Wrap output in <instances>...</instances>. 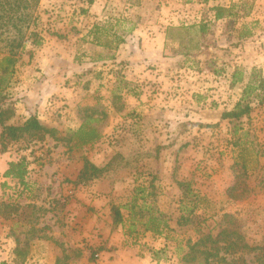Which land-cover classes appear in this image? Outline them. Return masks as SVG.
I'll list each match as a JSON object with an SVG mask.
<instances>
[{"label": "rangeland", "instance_id": "1", "mask_svg": "<svg viewBox=\"0 0 264 264\" xmlns=\"http://www.w3.org/2000/svg\"><path fill=\"white\" fill-rule=\"evenodd\" d=\"M80 1L40 0L37 23L44 42L34 46L31 39L28 40L12 72L0 70V95L14 108L9 123H21L33 110L50 112V119L54 117L51 121L61 125L56 134L59 137H68L85 115L95 110L93 116L98 119L96 126L101 137L82 148L49 138L27 147L16 142L4 153L0 152V165L2 155L6 159L28 156L35 166L32 171L38 174L36 179L48 176V180L35 182L22 196H16L14 189L3 188L0 181V202L11 196L9 200L19 205L18 211L3 222L8 235L29 238L28 249L33 247L30 241L35 236L49 237L56 250L63 254L64 248L72 257L70 263L79 262L81 259L75 257L79 248L55 242L53 234L58 235L61 230L62 224L57 223L65 224L76 216L83 219L90 216L93 198L101 199L105 195L93 192L89 185L72 183L82 157L104 165L118 152L117 162L103 175L106 187L111 189L106 193L110 196L105 202L109 206L129 204L134 187H146L152 182L155 195L146 197L145 203L138 201L143 203L142 207L154 206L167 216L169 227L164 228L162 234L145 232L160 238L157 250L163 251L156 260L160 264H182L180 255L185 250V240L195 239L196 229L215 232L216 223L225 212L233 214L229 226L246 242L264 243V189L257 185V178L264 176V104L251 102L252 110L243 118L235 136L230 133L228 120L220 118L235 105L252 69L264 76V0H218L227 6L234 4L232 17L211 24L204 34H195L193 29L183 34L175 32V38L180 37L189 45L188 52L186 48L181 49L187 52L178 61H184L182 71L178 69L175 73L179 93L174 98L164 96L154 100L144 97L142 72L134 80L127 79L132 76L129 66L115 52L133 22L123 13V6L110 3L112 8L108 7L100 19H94L81 12ZM82 1V5H86L87 0ZM179 3V9L191 14H206L209 8L201 7L200 0ZM117 7L120 11L115 13ZM245 24L251 28L252 35L238 39L237 30ZM94 26H98V33L92 30L89 40L97 37L98 45L110 44L111 48L99 49L95 44L91 50L85 47L89 41L82 36ZM45 47L47 50H43ZM3 55L0 50V61ZM235 69L242 72L243 81L230 86L228 75ZM120 78L129 82L130 90L123 88ZM201 78L205 84L198 83ZM114 92L121 95L118 111L111 102ZM165 107L176 111L174 130L165 122L164 115L158 116L157 108ZM101 112H105V116ZM159 119L162 123L158 125ZM124 162H128V167L121 166ZM235 162L246 166L244 182L236 191L245 189L246 195L237 200L231 199L227 191L235 182L232 169ZM179 182H185L184 186H179ZM186 187L193 196L186 194ZM181 204L194 205L195 209L188 220L179 225L176 219L181 214ZM128 208L121 210L126 213ZM144 213L147 214L145 210ZM137 218L146 220L139 215ZM31 224L37 229L33 238L28 230ZM130 224L129 219L123 227L126 240L135 246L142 245L144 235L129 238L125 234ZM72 236L77 234L73 232ZM150 248L153 247H141L148 252ZM256 254L257 251H242L226 258L232 260L229 264H239L234 259L239 255L245 259L242 264H264V258L259 261ZM0 264H15V261L0 256Z\"/></svg>", "mask_w": 264, "mask_h": 264}, {"label": "trees", "instance_id": "2", "mask_svg": "<svg viewBox=\"0 0 264 264\" xmlns=\"http://www.w3.org/2000/svg\"><path fill=\"white\" fill-rule=\"evenodd\" d=\"M210 1L215 2V4H212V6L208 8L209 11L213 12L215 20L232 17L234 15L232 12L234 4L227 6L226 4L219 3L218 0H202L205 4ZM39 2L40 0H0V50L4 53L0 61V70L2 72H12L13 67L18 61V55L25 49L28 40L31 39V44L34 46H39L42 43L43 37L40 31H38L37 23ZM93 31L97 34L98 26H94ZM206 31L207 25L201 24L199 32L204 34ZM237 33L238 39H245L252 35L251 28L246 24L241 26L237 30ZM91 41L99 44L97 37L93 36ZM242 75V72L238 69L230 73L228 75L230 78V86L242 82ZM120 81L122 82L123 88L127 87L128 90H130L128 81L123 79ZM120 100L121 95L119 92H114L111 97V102L116 111L121 109L119 104ZM252 101H254L256 105L264 104V76L255 69H252L248 80L242 86L240 96L235 105L230 110L224 111L220 117L221 119H227L229 124H231L230 133L233 136L241 129L243 118L249 116L252 110ZM94 111L87 113L81 124L76 129L70 131L68 137H59L56 135L58 132L57 128L42 123L35 113L29 114V116L19 124L9 123L10 118L14 115V108L5 101L2 95H0V152L4 153L10 144L16 142H22L25 144V147H27L32 144L43 143L49 138L67 141V144L71 143L72 146L76 148H82L86 144H93L101 137V133L96 126L98 119L93 116ZM101 114L105 116V112H101ZM119 157L120 153L116 152L104 165H98L94 161L83 156L82 166L72 183L74 185H88L92 181L103 177L105 171L111 169L112 165L117 162ZM28 165L29 160L26 156H20L17 160L9 161L3 176L13 184H7L5 181L1 186L3 188L8 187L14 189L16 196L25 195L31 188ZM128 165V162H124L121 166L128 167ZM232 169L235 182L227 188V191L231 199L237 200L246 195L245 189L236 192L237 188H240L241 183L244 182L246 166L235 162L232 165ZM151 183L152 182H149V185L146 187L140 185L134 187L129 204L110 205L113 226L123 222L121 208L129 207L131 224L125 229V234L129 236V238L143 236L145 232L162 234L164 228L169 227L166 214L159 212L154 206L142 207L146 197H153L155 195ZM184 183L185 182H179L178 184L179 186H184ZM186 185L188 186V184ZM257 185L261 189H264V176L257 178ZM186 192V194L193 196L191 190L187 189ZM7 199V201L3 200L0 202V217L4 219L15 214L19 208L18 204L9 200L11 196H8ZM138 200H141L143 203L140 204ZM194 209V205L188 207L187 205L181 204V214L177 223L180 225L186 222ZM144 210L147 214L144 213ZM137 215H139L140 218H146V220H139ZM232 219L233 214L225 212L221 215L218 223H216L218 229L215 232H213L212 229L207 232L196 229L197 237L195 239L187 238L185 240V250L180 255L182 264H229L232 260H227L226 255L234 256L237 253H242V251H257L255 255L256 259L259 260L264 258V243L250 244L246 242L240 233L229 226ZM135 220L137 222H134ZM28 230L32 232L30 238H33L37 229L34 225H30ZM29 240V238L27 239L25 237L24 246H20V242L17 241L14 248L15 258L13 259L15 264H23L28 250ZM61 244L62 243H59V245ZM102 249L103 246L90 248L89 262L93 263L96 259V253ZM161 251L163 250L154 248L149 249L152 259L155 260L160 258ZM80 256L81 252H76L75 257ZM234 259L238 260L237 262L239 264L245 261L242 255L236 256ZM70 260H72V257H70L63 248V254L55 259V264H69Z\"/></svg>", "mask_w": 264, "mask_h": 264}, {"label": "crops", "instance_id": "3", "mask_svg": "<svg viewBox=\"0 0 264 264\" xmlns=\"http://www.w3.org/2000/svg\"><path fill=\"white\" fill-rule=\"evenodd\" d=\"M182 1L87 0L88 4L86 3V5H82L83 1H80L81 12L87 13V16L90 15L89 17L94 19H100L102 17L101 14L106 11L108 7H111L110 3L123 6V13H125L127 17H130V20L133 22L125 35L123 34V39L118 44V47L115 46V48L117 47V51H113H115L117 55H120V60L124 61L126 66H129V73H131L132 76L127 79L134 80L135 76L139 77V72H142V77L144 78L141 77V80H145L144 97L148 98V100H154L153 98L160 99L164 96L166 98H174L178 92L177 89L179 86L176 85L177 80L179 79L176 78L177 76L175 73L178 69V71H182L181 66L184 65V61L182 63H179L178 61L181 59V56L182 59L185 57V54L189 51V48H187L189 45L184 44L180 37L178 39L175 38L174 33L182 32L181 34H183L186 33V31L193 29L195 34L199 35V27L201 24H206L208 30L211 24L224 22L226 20V18L215 20L213 12L209 10L206 14H203V12L192 14L191 12L186 13L178 8V6L181 5L179 2ZM200 1L201 7L206 5L209 7L212 6L213 3V1H210L205 4L202 0ZM185 4H188V2L186 1ZM118 10L119 8L117 7L115 13H118ZM121 16L124 17V15ZM117 18L120 19L119 16H117ZM91 27H93V25ZM91 27H89L88 30H85L83 34L84 36H82L85 37L86 41H89L86 42L88 45H85V47L88 48V50H91L90 47L95 44L99 46L100 49V47L103 46L102 44L98 45L88 38V36L92 34L93 28ZM62 31H65V29ZM105 47L111 48L110 44L108 46H103V48ZM47 48L48 47H45L43 50H47ZM201 48L203 47L201 46ZM181 49H185L187 52L182 51ZM109 57L111 58L113 56L111 55ZM98 60L102 59L98 58ZM202 77L204 78V76ZM227 81L229 83V80ZM198 83L205 84L206 81L201 78ZM157 112L158 116L160 114H162V116L164 115V119H166L165 122L174 130L177 124L175 109L171 107H165V109L157 108ZM32 113L37 114L39 120L48 126H53L57 128V130L61 126L60 124L56 125L55 122L53 123V121H51L54 117L52 116L50 119V112L48 114L46 112L33 110ZM28 116H26L24 120ZM63 118L64 116L61 117V119ZM156 123L159 125L162 122L159 119ZM69 127L72 128V126ZM2 156L0 181L1 183L6 181L7 184L12 185L3 176V173L8 167V162L11 160H17L18 158L15 159V157H8V159H6L4 155ZM26 157L28 159V156ZM33 167L35 166L29 161L28 173L29 179L31 180V187L34 186L37 181L41 182L48 180L47 175L40 176V178L36 179L38 174L35 173V170L32 171L34 169ZM78 171L75 173V177L78 174ZM105 180L106 179L101 177L88 184L93 192H104L105 194L102 196L104 199H97V197L93 198V202L90 204L93 206V208H90L92 210L90 216L85 219L81 216L79 218L76 216L73 218L75 220L70 221V219H68L67 222L65 221V224L64 222L57 223V225H62L61 230L58 232L60 235L53 234L54 240H58L62 243L64 242V245L68 248L80 249L78 250L81 252V256L79 257L81 260L79 262L77 261L76 264H91L89 262L90 248H95L97 246H103V249L96 253V259L92 264H160V262L152 259L148 251L141 249L144 245L159 249L157 245L161 243L160 238H157L154 235L152 236L150 233H145L142 245L137 246L132 245L130 241L128 242V240H126V237L123 234V227L129 219L131 220L130 210H126V213H123V210H121L123 222L113 226L110 206L105 202L107 196H110L106 193H109L111 189L109 186L106 187ZM105 207L107 208L104 209ZM102 211L105 212V214H102ZM177 220L178 219H176V222ZM3 222H5V219L0 217V256L3 259L12 260L15 258L14 248L17 241L20 242V246H22L25 241V236H9L3 226ZM52 224H54V222H52ZM31 225L36 227L35 224ZM73 232L76 233L77 236H72ZM150 235L152 239L149 241L148 238H150ZM30 243L31 247L32 243L34 245L27 250L23 264H55V259L62 255L60 251L56 250L53 242H51L49 238L36 237L34 240H31ZM7 263L10 262L7 261ZM69 264L72 263L69 262ZM73 264L75 263L73 262Z\"/></svg>", "mask_w": 264, "mask_h": 264}]
</instances>
